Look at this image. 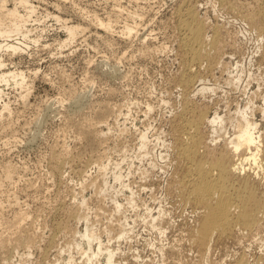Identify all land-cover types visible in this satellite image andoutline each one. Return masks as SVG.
I'll list each match as a JSON object with an SVG mask.
<instances>
[{
	"label": "rangeland",
	"instance_id": "obj_1",
	"mask_svg": "<svg viewBox=\"0 0 264 264\" xmlns=\"http://www.w3.org/2000/svg\"><path fill=\"white\" fill-rule=\"evenodd\" d=\"M13 1H0L1 26L10 20L5 6L31 13L21 34L0 35V43L19 44L18 50L0 49L1 70L24 75L22 84L0 85V239L8 247L3 255L0 250V264H71L70 257L72 264H106L102 253V262L96 263L77 247L87 248L81 237L86 220L93 235L100 236L92 248L101 240L114 251L116 264H235L240 256L246 264H264L263 211L246 233L237 227L226 236L215 235L210 249L196 243L202 209L182 186L187 167L178 149L186 101L196 109L187 116L200 109L225 116L227 129L219 137L207 121L201 123L203 158L228 153L227 163H232L238 154L247 155V150L236 153L226 144L236 133L234 118L242 108L264 126V26L258 24L264 12L252 20L245 13L264 0H27L25 7ZM185 2L195 7L206 34L219 30L218 54L193 65L198 71L192 88L180 78L186 59L175 11ZM66 25L78 29L73 37ZM202 82L214 89L197 93ZM143 133L149 142L145 148L140 144ZM260 156L263 163L264 152ZM245 163L232 179L264 203V173L253 162ZM158 211L161 220L150 219ZM120 228L126 229L124 235ZM26 235L30 243L14 248L16 237Z\"/></svg>",
	"mask_w": 264,
	"mask_h": 264
},
{
	"label": "bare ground",
	"instance_id": "obj_2",
	"mask_svg": "<svg viewBox=\"0 0 264 264\" xmlns=\"http://www.w3.org/2000/svg\"><path fill=\"white\" fill-rule=\"evenodd\" d=\"M2 1V0H0ZM15 1V0H14ZM14 3L22 5L23 7L26 6L27 0H17ZM197 1V0H196ZM6 2V1H5ZM184 2V1H183ZM247 2V1H246ZM1 3V2H0ZM223 3V2H222ZM229 3V2H228ZM239 3V2H238ZM251 3V2H250ZM3 4V3H2ZM236 4V2H235ZM235 4H230L231 7H236ZM252 4V3H251ZM211 5V4H210ZM215 5V4H214ZM249 5V4H248ZM5 6V4H4ZM18 6V5H17ZM30 6V5H29ZM217 6V5H216ZM240 6V5H239ZM244 6V5H243ZM246 6V5H245ZM1 7V5H0ZM3 7V6H2ZM242 7V6H241ZM22 8V7H21ZM216 8V7H215ZM3 8H1L2 10ZM6 12H4L6 15L9 16L8 19H10L8 22V25L6 27L1 26L0 28V35H4L9 37L10 33L13 32H18L21 34L23 30L22 26L24 25L25 21L28 19L27 17L30 16L31 11H27V13H21L17 9L16 6L10 9H6V6L4 8ZM3 9V10H4ZM27 9V8H26ZM30 9V8H29ZM28 9V10H29ZM32 9V8H31ZM114 9V8H112ZM123 9V8H122ZM245 9V8H244ZM241 10V9H240ZM122 12V11H121ZM258 12H264V5L257 7V9H251L246 13L247 18L252 20L255 16H258L260 14H257ZM132 13V12H131ZM3 14V13H2ZM25 14V15H24ZM175 16L177 17L178 20V30H179V44L182 49V52L185 56L186 62L183 67L182 75H181V83L183 84L184 87H193L195 85V82L197 81V72L198 70L193 69V65H197L201 63V60L203 57H210V56H215L218 54V51H216V43H217V34L219 30L216 29L214 30V33L211 35L206 34V30H204V22H202L198 16L196 9L193 5L190 3H181L175 11ZM135 15V13H134ZM4 17V15H2ZM136 16V15H135ZM6 17V16H5ZM4 17V21H6V18ZM128 17V16H127ZM169 17V16H168ZM246 18V17H245ZM244 18V19H245ZM134 21V20H133ZM163 21V20H162ZM216 21V20H215ZM27 22V21H26ZM110 22V21H109ZM168 22V21H167ZM166 22V23H167ZM98 25L100 26H107L106 23L104 24L102 21L98 20ZM126 23V22H125ZM169 23V22H168ZM4 24V23H3ZM7 24V23H6ZM108 24V22H107ZM129 24V23H128ZM161 24V23H160ZM258 24H260V27L264 26V20H259ZM110 25V23H109ZM108 25V26H109ZM120 25V24H119ZM135 25V23H134ZM168 25V24H167ZM165 26V25H164ZM3 27V28H2ZM76 27V26H75ZM74 26H67L66 25V30L67 33H69L70 36L73 37V35L76 33V29ZM137 27V26H136ZM107 28V27H106ZM115 28V27H114ZM127 27L126 30H128ZM162 28V26H161ZM165 28V27H164ZM214 28V26H213ZM26 29V28H25ZM111 29V28H110ZM133 29V28H131ZM263 29V28H262ZM134 30V29H133ZM160 30V29H159ZM168 30V29H167ZM110 31V30H109ZM135 31V30H134ZM128 32H131L130 29ZM172 32V31H171ZM25 33V32H24ZM114 33V32H112ZM137 33V32H136ZM23 34V33H22ZM125 35V34H124ZM25 37L26 35L23 34ZM129 36V35H128ZM220 36V35H219ZM5 37V39L7 38ZM164 37V36H163ZM168 38V37H167ZM246 38V37H245ZM4 39V38H2ZM24 39V38H23ZM126 39V38H125ZM261 39V37H260ZM7 40V39H6ZM12 40V39H11ZM34 40V39H33ZM36 40V39H35ZM5 41V40H3ZM22 42V41H21ZM24 42V41H23ZM219 42V41H218ZM259 43V42H258ZM144 44V43H143ZM219 43H217L218 45ZM19 45V44H18ZM14 44V42L10 43L5 42V43H0V49L2 47H7L11 48L12 50H18L19 46ZM159 45V44H158ZM249 45V44H248ZM21 48V47H20ZM158 49V48H157ZM4 51V50H3ZM153 51V50H152ZM171 51V50H170ZM8 52V51H7ZM137 52V51H136ZM146 54V53H145ZM221 54V53H220ZM1 55V54H0ZM220 56V55H219ZM250 59V58H249ZM208 61V60H207ZM250 63V62H249ZM184 64V62H183ZM3 65V61L0 58V85L1 84H7V83H15V84H22L24 81V75L22 72H14L13 69L12 71H3L1 70V67ZM207 66V65H206ZM115 67V66H114ZM195 67V66H194ZM113 68V67H112ZM116 68V67H115ZM114 68V69H115ZM206 68V67H205ZM196 70V71H195ZM19 71V70H18ZM114 71V70H113ZM259 71V70H258ZM117 72V71H115ZM103 73V72H102ZM113 73V72H112ZM118 73V72H117ZM242 74V73H241ZM227 75V74H226ZM202 76V75H201ZM237 76V75H235ZM250 77V75H248ZM171 77V76H170ZM233 77V76H232ZM168 78V77H167ZM261 78V77H260ZM114 79V78H113ZM207 80V79H206ZM241 80V79H240ZM247 80V79H246ZM245 80V81H246ZM234 81V80H233ZM239 81V80H238ZM208 82V81H207ZM235 83V82H234ZM246 83V82H245ZM248 83V82H247ZM233 84V83H232ZM231 84V85H232ZM238 86V85H237ZM240 86V85H239ZM214 87V86H213ZM211 86L205 85L203 82L196 88L197 93L199 94L204 91H212ZM244 87V86H243ZM258 88V86H257ZM214 89V88H213ZM220 89V88H219ZM2 89L0 88V91ZM112 90V89H111ZM184 90V89H183ZM188 90V89H187ZM193 90V89H192ZM210 91V92H211ZM87 92V91H86ZM112 92V91H111ZM188 92V91H186ZM75 93V92H74ZM196 92H192L191 94L196 95ZM205 93V92H204ZM252 93V92H251ZM87 94V93H86ZM190 94V95H191ZM150 95V94H149ZM193 95V96H194ZM223 95V94H222ZM85 97V96H84ZM184 97V96H183ZM264 99V94L261 96ZM85 99V98H84ZM262 99V100H263ZM188 100V99H187ZM74 101L78 102V99ZM134 101V100H133ZM191 101V100H190ZM225 101V100H224ZM80 102V101H79ZM163 103V102H162ZM191 103V102H190ZM193 103V102H192ZM248 103V102H247ZM149 104V103H148ZM252 105V104H251ZM106 106V105H105ZM114 106V105H113ZM121 106V105H120ZM107 107V106H106ZM131 107V106H130ZM153 107V106H152ZM225 107V106H224ZM227 107V106H226ZM248 107V106H247ZM109 108V107H108ZM201 108V107H200ZM261 114L264 117V107H261ZM117 109V108H116ZM120 109V108H119ZM129 109V108H128ZM147 109V108H146ZM102 110V109H101ZM113 110V109H112ZM149 110V109H148ZM194 107H192L187 101L185 102V105L182 108L181 112V132H180V147L179 149V155L180 158L183 160V162L186 164L187 171L185 172L186 174L184 177L181 179L182 180V186L187 191V197L188 199L193 203V205L197 208L202 209V217L200 224L196 230L194 240L196 243L203 248H209L210 249V244L211 240L213 237L216 235L218 237H223L231 233V231L234 228L240 227L243 230H250L252 227L255 226V224L259 221V212H264V203L261 202V198H257L255 196V192H252L247 189L245 184H236L235 181L232 179V176L234 173L238 172L239 170H243L245 162L251 161L258 169H261L264 173V162L260 163L258 159H260V153L264 152V126H258V123L254 120H251L248 118L247 113L245 110L242 108L240 110V113H237V117L235 119V130H233L234 133H231L233 135L229 136L227 139V146H229L232 151L236 152L239 151L240 149L247 150L246 154H242L237 156V158L232 162V163H227V158L226 155L228 154H219L218 156H206V158H203L200 155V149L205 144L203 142L204 137L201 135V129L200 125L203 121H207L208 124H210L211 128L215 132V136L219 135L218 133H223L225 128L224 126V121L225 116L218 114V112H214L215 114L213 116L207 115V112L204 111L203 109L197 110L195 115H190L187 116L186 114L188 112L194 111ZM119 111V110H118ZM120 112V111H119ZM123 112V111H122ZM131 112V111H130ZM238 112V111H237ZM104 113V112H103ZM113 113V112H112ZM102 114V113H101ZM109 114V112H108ZM111 114V113H110ZM118 114V113H117ZM97 115V113H96ZM99 115V114H98ZM113 115V114H112ZM165 115V114H164ZM231 115V114H230ZM95 116V115H94ZM93 116V117H94ZM100 116V115H99ZM121 116V115H120ZM128 117V116H127ZM251 117V116H250ZM95 118V117H94ZM97 118V117H96ZM115 118V117H114ZM120 118V117H119ZM264 119V118H262ZM93 120V119H92ZM98 120V119H97ZM96 121V120H95ZM98 122V121H97ZM115 122V121H114ZM126 122V121H125ZM178 122V121H177ZM123 123V122H122ZM74 124V123H73ZM79 124V122H78ZM82 124V122H80ZM120 124V123H119ZM83 125V124H82ZM96 125V124H95ZM114 125V123L112 124ZM67 126V125H66ZM78 126V125H77ZM94 126V125H93ZM97 126V125H96ZM95 126V127H96ZM65 127V126H64ZM113 127V126H112ZM145 127V126H143ZM179 127V126H178ZM161 128V127H160ZM225 128V129H224ZM233 128V126H232ZM79 129V128H78ZM81 129V127H80ZM122 129V128H121ZM155 129V128H154ZM88 130V129H87ZM101 130V129H100ZM111 130V129H110ZM128 130V129H127ZM139 130V129H138ZM163 130V129H162ZM64 131V130H63ZM85 131V130H84ZM61 132V129H60ZM110 132V131H109ZM108 132V133H109ZM112 132V131H111ZM160 132V131H159ZM212 132V131H211ZM212 132V133H214ZM78 133V131H77ZM106 133V132H105ZM104 133V134H105ZM123 133V132H122ZM141 133V132H140ZM225 133V132H224ZM87 134V133H86ZM89 134V133H88ZM95 134V133H94ZM64 135V134H63ZM66 135V134H65ZM112 135V134H111ZM141 135V147L146 146V135L145 133L140 134ZM212 135V134H211ZM84 136V133H83ZM98 136V135H97ZM108 136V135H107ZM213 136V135H212ZM220 136V135H219ZM218 136V137H219ZM77 137V136H76ZM103 137V136H102ZM122 137V136H121ZM120 137V138H121ZM217 137V138H218ZM225 137V136H224ZM118 138V137H117ZM124 138V137H123ZM153 138V137H152ZM212 140L214 139L213 137H210ZM214 139L215 141L217 140ZM119 139V138H118ZM210 139V140H211ZM263 139V142H262ZM123 140V139H122ZM128 140V139H127ZM140 140V139H139ZM151 140V139H150ZM209 140V138H208ZM220 140V139H219ZM118 141V140H117ZM214 141V142H215ZM59 142V141H58ZM66 142V141H65ZM125 142V141H124ZM148 142V141H147ZM159 142V141H158ZM213 142V141H212ZM62 143V142H61ZM149 143V142H148ZM64 144V143H63ZM126 144V143H125ZM155 144V143H154ZM153 144V145H154ZM207 145V144H206ZM140 146V145H139ZM57 147V146H56ZM140 148V147H139ZM204 148V147H203ZM226 148V147H225ZM156 149V148H155ZM229 149V148H228ZM68 150V149H67ZM77 150V149H76ZM148 149L146 148V151ZM154 150V148H153ZM71 151V150H70ZM73 151V150H72ZM97 151V150H96ZM105 151V150H104ZM124 151V150H123ZM122 151V152H123ZM128 151V150H127ZM145 151V150H144ZM166 151V150H165ZM77 152V151H76ZM80 152V151H79ZM150 152V151H148ZM218 152V151H217ZM229 152V151H228ZM127 153V152H126ZM124 153V154H126ZM221 153V151H220ZM223 153V152H222ZM235 153V154H236ZM92 154V153H91ZM233 154V153H232ZM77 155V154H76ZM121 155V154H120ZM134 155V154H133ZM164 155V154H163ZM177 155V154H176ZM62 156V155H61ZM75 156V155H74ZM78 156V155H77ZM82 156V155H81ZM89 156V155H88ZM93 156V155H92ZM152 156V155H151ZM160 156V154H159ZM80 157V156H79ZM78 157V159H79ZM148 157V156H147ZM76 158V157H75ZM81 158V157H80ZM112 158V157H111ZM129 158V157H128ZM140 158V157H139ZM161 158V157H160ZM60 159V158H59ZM74 158H72L73 160ZM101 159V158H100ZM142 159V158H141ZM168 159V158H167ZM166 159V160H167ZM97 160V159H96ZM102 160V159H101ZM108 160V159H107ZM113 160V159H112ZM126 160V159H125ZM132 160V159H131ZM165 160V159H164ZM49 161V160H48ZM95 161V160H94ZM121 161V160H120ZM264 161V160H263ZM73 162V161H72ZM88 162V161H87ZM91 162V161H90ZM102 163V162H101ZM114 163V162H113ZM118 164V162H116ZM124 163V162H123ZM141 163V162H140ZM151 163V162H150ZM250 163V162H248ZM91 164V163H89ZM100 164V163H99ZM133 164V163H132ZM144 164V163H143ZM155 164V163H154ZM8 165V164H7ZM104 165V164H103ZM116 164H114L115 166ZM119 165V164H118ZM153 165V164H152ZM158 165V164H156ZM99 166V165H98ZM101 166V165H100ZM100 166L98 168H100ZM106 166V164H105ZM117 166V165H116ZM254 166V165H253ZM8 167V166H7ZM10 167V166H9ZM120 167V166H119ZM11 168V167H10ZM9 168V169H10ZM103 168V166H101ZM108 168V167H107ZM12 169V168H11ZM10 169V170H11ZM117 169V168H116ZM129 169V168H128ZM67 170V169H66ZM256 170V168H255ZM9 171V170H8ZM68 171V170H67ZM118 171V170H116ZM120 171V170H119ZM257 171V170H256ZM255 171V172H256ZM240 172V171H239ZM254 172V171H253ZM10 173V171H9ZM85 173V172H84ZM113 173V172H112ZM118 173V172H117ZM123 173V172H122ZM130 173V172H129ZM261 173V172H260ZM119 174V173H118ZM242 174V173H241ZM258 174V173H257ZM90 175V174H89ZM183 175V174H182ZM5 176V174H4ZM94 176V175H93ZM117 176V175H116ZM260 176V174H259ZM12 177V176H11ZM96 177V176H95ZM122 177V176H121ZM120 175L118 178H121ZM144 177V176H142ZM94 178V177H93ZM236 178V177H235ZM264 178V175H263ZM96 179V178H95ZM114 179L117 180L115 177ZM90 180V179H89ZM115 180V181H116ZM148 180V179H147ZM85 181V180H84ZM91 181V180H90ZM95 181V180H94ZM140 181V180H139ZM85 183V182H84ZM90 183V182H88ZM93 183V182H92ZM248 183V182H247ZM104 184V183H103ZM1 185V184H0ZM94 186V185H93ZM181 186V187H182ZM99 187V186H98ZM120 187V186H119ZM179 187V185H178ZM95 188V187H94ZM125 188V187H124ZM143 188V187H142ZM180 188V187H179ZM251 188V187H250ZM97 189V188H96ZM254 189V188H253ZM114 190V189H113ZM153 190V189H152ZM5 191V190H4ZM108 192V191H107ZM113 192V191H112ZM1 193V192H0ZM3 193V191H2ZM8 193V192H7ZM106 193V192H105ZM4 194V193H3ZM262 194V193H261ZM9 195V194H8ZM7 195V197H8ZM2 196V195H1ZM100 196V195H99ZM131 196V195H130ZM133 196V195H132ZM10 197V196H9ZM33 197V196H32ZM91 197V196H90ZM110 197V196H109ZM261 197V196H260ZM4 198V197H3ZM106 198V197H105ZM11 199V198H10ZM134 199V198H131ZM187 199V201H188ZM4 200V199H3ZM104 200V199H103ZM116 200V199H115ZM114 200V201H115ZM126 200V199H125ZM130 202L132 200H129ZM165 201V200H164ZM186 201V202H187ZM4 202V201H3ZM23 202V201H22ZM128 202V201H127ZM135 202V201H134ZM81 203V202H80ZM136 203V202H135ZM189 203V202H188ZM13 204V203H12ZM59 204V203H58ZM117 204V203H116ZM148 204V203H147ZM3 205V204H2ZM16 205V204H15ZM108 205V204H107ZM121 205V204H120ZM119 205V206H120ZM129 206V205H128ZM130 206H133L131 203ZM135 206V205H134ZM6 207V206H5ZM100 207V206H99ZM103 207V206H102ZM138 207V206H137ZM17 208V207H16ZM120 208V207H119ZM123 208V207H122ZM133 208V207H132ZM23 209V208H22ZM59 209V208H58ZM99 209V208H98ZM30 210V209H29ZM74 210V209H73ZM106 210V209H105ZM146 210V209H145ZM158 210V209H157ZM164 210V209H162ZM58 211V210H57ZM82 211V210H81ZM118 211V210H117ZM123 211V210H122ZM128 211V210H127ZM198 211V210H197ZM27 212V211H26ZM63 212V211H62ZM109 212V211H108ZM120 212V209H119ZM126 212V211H125ZM159 212V211H158ZM16 213V212H15ZM31 213V212H30ZM85 213V212H84ZM107 213V212H106ZM114 213V212H113ZM152 213V212H151ZM112 214V213H111ZM160 212L157 213V216H153L150 219L160 221L161 219L158 218L160 215ZM169 214V213H167ZM264 214V213H263ZM76 215V214H75ZM19 216V215H18ZM68 216V215H67ZM77 216V215H76ZM82 217V214L80 215ZM86 219L88 216L83 215ZM123 216V215H122ZM125 216V215H124ZM162 216V215H161ZM264 216V215H262ZM11 217V216H10ZM28 217V216H27ZM70 217V216H69ZM72 217V216H71ZM70 217V218H71ZM75 217V216H74ZM79 217V216H77ZM83 217V218H84ZM165 217V215H164ZM18 218V217H17ZM33 218V217H32ZM80 218V217H79ZM84 218V219H85ZM16 219V218H15ZM20 219V217H19ZM27 219V218H26ZM25 219V220H26ZM68 219V218H67ZM119 219V218H118ZM149 219V220H150ZM261 219V218H260ZM10 220V219H9ZM14 220V219H13ZM22 220V219H21ZM69 220V219H68ZM19 221V220H18ZM34 221V220H33ZM142 221V220H141ZM157 221V220H156ZM13 222V221H12ZM16 222V221H14ZM64 222V221H62ZM87 222V220H86ZM85 222L84 226V231L81 234V237H84L86 239L85 244L87 246L86 249H84L81 244H77V247L79 249H82V254L84 253L88 260H92V262L101 261L98 258L99 255L105 257L106 259V264H116L115 260L113 259L114 257V251L108 247L105 248V244L103 245L101 240H99L96 243V247H93L92 241L99 235H93V231L90 229L93 227L87 226ZM29 223V222H28ZM55 223V222H54ZM59 223V222H58ZM67 223V222H66ZM80 223V222H79ZM90 223V222H89ZM136 223V222H135ZM146 223V220H145ZM144 223V224H145ZM156 222H154L155 224ZM20 224V223H19ZM88 224V223H87ZM150 224V223H149ZM7 225V224H6ZM11 225V224H10ZM16 225V224H15ZM129 225V224H127ZM132 225V224H131ZM104 226V225H103ZM119 226V225H118ZM126 226V225H125ZM133 226V225H132ZM153 227V225H151ZM259 226V225H258ZM22 227V226H20ZM30 227V225H29ZM78 227V226H77ZM120 227H123L120 225ZM129 227V226H128ZM18 228V227H17ZM116 228V227H115ZM131 228V227H130ZM2 229V227H1ZM55 229V228H54ZM58 229V227H57ZM196 229V228H195ZM13 230V229H12ZM60 230V229H59ZM73 230V229H72ZM75 230V229H74ZM120 230H122L120 228ZM119 230V231H120ZM126 230V229H125ZM124 230V231H125ZM153 230V229H152ZM161 230V229H160ZM240 230V229H239ZM4 231V230H3ZM19 231V230H18ZM95 231V230H94ZM124 231L120 233V236L123 234ZM162 231V230H161ZM27 232V231H26ZM32 232V231H31ZM77 232V231H76ZM97 232V231H96ZM94 232V233H96ZM101 232V231H100ZM99 232V233H100ZM106 232V231H105ZM129 232V231H128ZM127 232V235H128ZM159 232V231H158ZM244 232V231H243ZM249 232V231H248ZM2 233V232H1ZM75 233V232H74ZM98 233V232H97ZM58 234V233H57ZM77 234V233H75ZM118 234V233H117ZM12 235V234H11ZM20 236V235H19ZM29 236V235H28ZM27 235L24 236L23 238L16 237L15 243H13L14 248L16 245H22L30 243L29 237ZM37 236V235H36ZM96 236V237H94ZM119 236V238H120ZM126 236V235H125ZM124 236V237H125ZM5 237V235H4ZM11 237V236H10ZM100 237V236H99ZM110 237V236H109ZM165 237V236H164ZM18 238V239H17ZM34 238V237H33ZM75 238V237H74ZM11 239V238H7ZM33 240V239H32ZM35 240V239H34ZM33 240V241H34ZM38 240V239H37ZM41 240V239H40ZM53 240V239H52ZM81 240V239H80ZM131 240V239H130ZM129 240V241H130ZM162 240V239H161ZM7 240L4 238L0 239V250H2V255L5 252H7V244L5 243ZM78 241V240H77ZM97 241V240H96ZM118 241V240H117ZM120 241V240H119ZM82 242V241H81ZM43 243V242H42ZM51 243V242H50ZM80 243V242H79ZM95 243V242H94ZM39 244V243H38ZM72 244V243H71ZM76 244V243H74ZM47 245V244H46ZM84 245V246H85ZM131 245V244H130ZM12 246V245H11ZM12 246V247H13ZM24 246V245H23ZM38 246V245H37ZM67 246V245H66ZM76 246V245H75ZM154 246V245H152ZM163 246V245H162ZM21 247V246H20ZM29 247V246H28ZM52 247V246H51ZM6 248V249H5ZM13 248V249H14ZM67 248V247H66ZM165 248V247H163ZM62 249V248H61ZM104 249V251H102ZM173 249V248H172ZM260 249V248H259ZM248 250V249H247ZM23 251V250H22ZM76 251V250H75ZM81 251V250H79ZM124 252V251H123ZM11 252H9L10 254ZM18 253V252H17ZM49 253V252H48ZM81 253V252H80ZM102 253V254H101ZM206 253V252H205ZM5 254V253H4ZM243 255V254H242ZM5 256V255H4ZM78 256V255H77ZM244 256V255H243ZM260 256V255H259ZM7 257V256H5ZM70 257V256H69ZM100 257V256H99ZM3 260L4 257H2ZM10 258V257H9ZM84 258V257H83ZM206 258V257H205ZM14 259V258H13ZM16 259V258H15ZM70 260L68 263L72 264L71 257L69 258ZM86 259V257H85ZM134 259V258H133ZM157 259V258H156ZM61 260V259H60ZM136 260V259H135ZM12 261V260H11ZM74 261V260H73ZM138 261V260H137ZM102 262V261H101ZM105 262V261H104ZM125 263V261H123ZM144 262V261H143ZM47 263V262H46ZM164 263V262H163ZM65 264V263H64ZM74 264V262H73ZM80 264V263H79ZM93 264V263H92ZM99 264H101L99 262ZM105 264V263H104ZM180 264V263H179ZM235 264H246V258L244 260L243 257L240 256V259L235 262Z\"/></svg>",
	"mask_w": 264,
	"mask_h": 264
}]
</instances>
